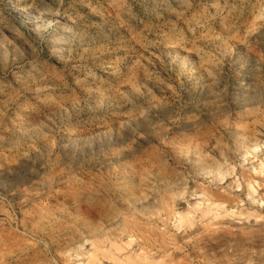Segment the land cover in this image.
I'll return each instance as SVG.
<instances>
[{"label": "rangeland", "instance_id": "rangeland-1", "mask_svg": "<svg viewBox=\"0 0 264 264\" xmlns=\"http://www.w3.org/2000/svg\"><path fill=\"white\" fill-rule=\"evenodd\" d=\"M0 264H264V0H0Z\"/></svg>", "mask_w": 264, "mask_h": 264}, {"label": "bare ground", "instance_id": "bare-ground-1", "mask_svg": "<svg viewBox=\"0 0 264 264\" xmlns=\"http://www.w3.org/2000/svg\"><path fill=\"white\" fill-rule=\"evenodd\" d=\"M242 140V139H241Z\"/></svg>", "mask_w": 264, "mask_h": 264}]
</instances>
